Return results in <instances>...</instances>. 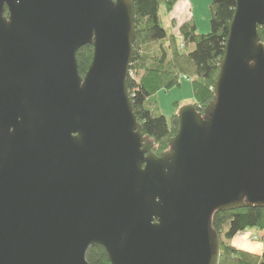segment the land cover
<instances>
[{
    "label": "water",
    "instance_id": "obj_1",
    "mask_svg": "<svg viewBox=\"0 0 264 264\" xmlns=\"http://www.w3.org/2000/svg\"><path fill=\"white\" fill-rule=\"evenodd\" d=\"M235 3L213 101L157 156L126 86L132 0H0V264H219L213 214L264 208V0Z\"/></svg>",
    "mask_w": 264,
    "mask_h": 264
},
{
    "label": "trees",
    "instance_id": "obj_2",
    "mask_svg": "<svg viewBox=\"0 0 264 264\" xmlns=\"http://www.w3.org/2000/svg\"><path fill=\"white\" fill-rule=\"evenodd\" d=\"M177 0H132L135 23L134 53L126 86L133 114L141 124L143 136L153 142L157 156L169 149L177 132V114L167 119L149 107L152 98L162 90L178 85L180 75L191 79L194 105L201 114L214 99V86L224 46L235 11V0H211L209 7L210 32L199 35L193 21L179 28L178 37L162 24L159 6L170 11ZM259 41L264 45V26L258 27ZM183 44V51L178 46ZM154 47H150V46ZM192 46L193 49L188 48ZM92 47L86 45L77 52L78 70L87 71ZM211 228L220 237L219 264H264V253L252 254L230 244L238 233L247 229L264 232V208L243 207L212 216ZM89 264H109L100 246L90 247L86 253Z\"/></svg>",
    "mask_w": 264,
    "mask_h": 264
},
{
    "label": "rangeland",
    "instance_id": "obj_3",
    "mask_svg": "<svg viewBox=\"0 0 264 264\" xmlns=\"http://www.w3.org/2000/svg\"><path fill=\"white\" fill-rule=\"evenodd\" d=\"M194 2V20L193 23L196 27V31L199 35H205L210 32V14L209 7L211 0H191ZM164 5L159 6V14L162 20L163 26L168 30V16L166 14ZM6 15V13H5ZM171 33V32H170ZM178 46L183 51V47L179 41ZM193 49L192 46L188 48ZM181 81L178 80V85L170 90L159 91L153 98L149 107L155 110L156 113L163 115L170 123V118L174 114H178L180 109L184 106L194 104L193 92L191 86V79L180 75ZM187 78L188 80L182 79ZM260 236L254 237V240L259 239ZM231 242V240H230Z\"/></svg>",
    "mask_w": 264,
    "mask_h": 264
},
{
    "label": "crops",
    "instance_id": "obj_4",
    "mask_svg": "<svg viewBox=\"0 0 264 264\" xmlns=\"http://www.w3.org/2000/svg\"><path fill=\"white\" fill-rule=\"evenodd\" d=\"M194 2L191 0H177L173 4L170 11H168V30L171 34L178 37L179 40V28L190 21L194 20ZM150 47H154L153 45ZM259 239L254 240V237ZM230 244L235 248L246 251L252 254L261 255L264 253V232L255 229H247L241 233H238Z\"/></svg>",
    "mask_w": 264,
    "mask_h": 264
},
{
    "label": "built area",
    "instance_id": "obj_5",
    "mask_svg": "<svg viewBox=\"0 0 264 264\" xmlns=\"http://www.w3.org/2000/svg\"><path fill=\"white\" fill-rule=\"evenodd\" d=\"M181 46L183 47V44H181ZM130 77H132L133 76V74L130 72L129 74H128ZM182 79H185V80H188L187 78H182ZM181 81V78H179V82Z\"/></svg>",
    "mask_w": 264,
    "mask_h": 264
}]
</instances>
